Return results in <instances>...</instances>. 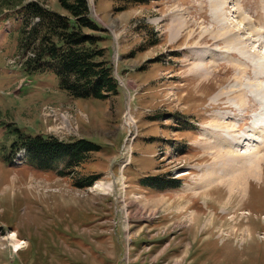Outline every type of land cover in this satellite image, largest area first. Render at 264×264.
<instances>
[{
  "label": "rangeland",
  "instance_id": "1",
  "mask_svg": "<svg viewBox=\"0 0 264 264\" xmlns=\"http://www.w3.org/2000/svg\"><path fill=\"white\" fill-rule=\"evenodd\" d=\"M28 2L67 14L0 0V264H264V141L243 146L264 124V0H88L120 90L105 100L25 71ZM18 129L97 142L78 172L99 179L7 163Z\"/></svg>",
  "mask_w": 264,
  "mask_h": 264
},
{
  "label": "trees",
  "instance_id": "2",
  "mask_svg": "<svg viewBox=\"0 0 264 264\" xmlns=\"http://www.w3.org/2000/svg\"><path fill=\"white\" fill-rule=\"evenodd\" d=\"M59 1L67 14L46 9L38 2L18 5L19 12L25 15L21 37V50L26 51L25 71L29 74L53 71L59 78L60 88L74 98L105 100L119 94L113 67L102 59L105 50L99 48V43L105 37L90 15L88 0ZM32 18L38 21L31 23ZM29 51L32 55H27ZM100 149V144L87 138L66 141L18 129L5 161L10 163L22 150L27 163L39 170H49L62 163L58 173L71 177L76 187L85 188L92 186L99 175H80L78 168L90 153Z\"/></svg>",
  "mask_w": 264,
  "mask_h": 264
},
{
  "label": "bare ground",
  "instance_id": "3",
  "mask_svg": "<svg viewBox=\"0 0 264 264\" xmlns=\"http://www.w3.org/2000/svg\"><path fill=\"white\" fill-rule=\"evenodd\" d=\"M179 15V14H178ZM176 18V17H175ZM176 19H178V18H176ZM176 21V20H175ZM226 33V32H225ZM232 37H229V39H231ZM203 41V40H202ZM207 67V66H206ZM257 114V113H256ZM259 115H260V113H258V115L256 116H254V117H256V119H255V121H252V124H249L250 125V128L247 130V131H245L246 133H245V135H247V137L246 138H244V140H245V142H244V147H246L247 149H246V152H245V154H248L250 151H252L253 153L255 152L256 154H258L257 152H256V147L261 143L260 141L262 140V141H264V137L262 136V134H264V124H262V125H260L261 127H259L258 125H257V122H259ZM263 116H264V114H263ZM253 117V116H252ZM262 120V119H261ZM260 120V121H261ZM263 121H264V118H263ZM250 123H251V121H250ZM258 126V127H257ZM250 131V132H249ZM244 135V136H245ZM246 145V146H245ZM238 156H240V155H238ZM243 157L244 158H246V159H248V157H246L245 155H243ZM249 158H251V157H249ZM242 159V158H241ZM250 160V159H249ZM248 160V162H250ZM242 162V161H241ZM247 164L246 163H244V166H246ZM259 168V167H258ZM209 170H211V173H210V175L208 176V181H209V183H212V182H214L215 181V171H216V168L215 167H212L211 169H209ZM208 175V174H207ZM218 180V179H217ZM222 181V180H221ZM10 238L15 242V244H14V246L16 247V249H21V248H23L24 246H26V244H27V242L25 241V240H21V239H19V237H18V234L16 233V232H13L12 234H11V236H10ZM11 240V241H12Z\"/></svg>",
  "mask_w": 264,
  "mask_h": 264
}]
</instances>
